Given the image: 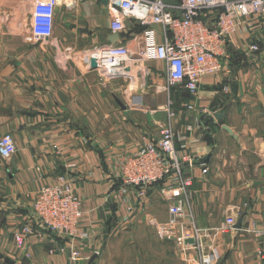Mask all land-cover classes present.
<instances>
[{
	"label": "crops",
	"instance_id": "obj_1",
	"mask_svg": "<svg viewBox=\"0 0 264 264\" xmlns=\"http://www.w3.org/2000/svg\"><path fill=\"white\" fill-rule=\"evenodd\" d=\"M30 5L0 0V138L11 135L17 149L10 159L0 158V264H119L112 260L110 240L120 235L119 248L128 242L125 234L135 243L160 241L156 255L166 256L165 264H198L190 245L166 238L172 202L161 194V185L142 207L134 192H118L119 182L104 164L111 154H135L144 135L158 139L168 99L164 65L146 64L142 92L140 71L133 82H102L83 59L111 34L105 5L100 0L58 5L48 41L34 39ZM67 34L76 35L75 42L89 39V45L78 48ZM225 54L224 71L204 78L196 98L183 90L170 93L173 109L183 113L174 126L182 136L179 143L207 168V174L199 165L186 168L196 226L215 229L226 217L237 222L226 235L210 230L207 248L216 251L219 264H261L256 233L264 229V17L248 19L231 35ZM183 103L194 110H182ZM59 176L76 180L83 212L79 226L89 235L88 242L79 243L77 260L71 259L75 246L28 219L40 187L56 184ZM149 218L160 223V231ZM25 223L32 232L18 250L13 235ZM180 226L188 228V219Z\"/></svg>",
	"mask_w": 264,
	"mask_h": 264
},
{
	"label": "built area",
	"instance_id": "obj_2",
	"mask_svg": "<svg viewBox=\"0 0 264 264\" xmlns=\"http://www.w3.org/2000/svg\"><path fill=\"white\" fill-rule=\"evenodd\" d=\"M26 1L31 4L28 17L34 39L48 41L53 34L56 7L64 4L65 8H72L79 0H69L68 4V0ZM105 1V12L110 20L109 31L118 34L120 42L94 47L84 57L83 63L91 70L93 62V70L102 82L117 78L133 82L134 72L143 73L149 62H160L164 65L163 78L168 99L163 109L165 121L158 139L144 135L141 137L142 146L135 154H111L104 159V164L119 182L118 192L122 195L134 192L142 207L147 203L153 187L161 185V194L172 202L168 209L166 223L170 230L166 238H173L183 246L190 245L198 264H219L216 251L207 248L206 237L211 231L226 235L237 222L232 217H226L217 228L201 230L193 221L189 190L192 177L187 174V169L199 165L202 174H207V168L201 159L179 143L182 136L174 122L183 113L173 109L170 93L183 90L191 98H196L204 78L220 77L227 66L225 50L229 37L245 28L248 19L264 17V0ZM135 28L142 31L135 33L132 30ZM131 44L135 47H129ZM250 49L258 51L257 46ZM146 76V72L138 76L140 92L147 87ZM180 108L194 110L188 103H183ZM188 128L190 130L191 127ZM16 151L11 135L0 138L2 160L10 159ZM75 183L73 178L59 176L56 184L41 186L28 219L32 226L75 246L71 259L77 260L79 243L88 242L89 235L79 226L83 212L81 200L75 193ZM133 209L129 206L128 212L132 213ZM183 219H188V228L180 226ZM147 223L160 231V223L155 218H149ZM177 228V235L174 236L172 231ZM31 232L32 227L25 223L14 233L13 242L18 250L24 249ZM256 235L260 239L257 257L264 264V229ZM190 239L193 243H186ZM94 255L98 253L94 252Z\"/></svg>",
	"mask_w": 264,
	"mask_h": 264
},
{
	"label": "rangeland",
	"instance_id": "obj_3",
	"mask_svg": "<svg viewBox=\"0 0 264 264\" xmlns=\"http://www.w3.org/2000/svg\"><path fill=\"white\" fill-rule=\"evenodd\" d=\"M69 35L71 37L69 39V42L74 43L76 39V35L67 34L66 36H69ZM75 43L78 48H84L85 45L86 46L89 45V39L84 38L80 40L79 38L78 40H76ZM126 233H130V230H127ZM118 236L120 235H117L112 240H110L111 242H114L112 245H110L111 257L113 261L119 264H150L152 262L153 264H158L156 262H159V264H165L166 256L164 258L160 254L156 255V251L159 252V248L161 244L160 241L158 240L146 241L144 238L142 241L135 243V240L132 239L130 235L125 234L124 239L125 241H128V242L122 244L118 248V245L116 244V238ZM170 264H173V262H171Z\"/></svg>",
	"mask_w": 264,
	"mask_h": 264
},
{
	"label": "water",
	"instance_id": "obj_4",
	"mask_svg": "<svg viewBox=\"0 0 264 264\" xmlns=\"http://www.w3.org/2000/svg\"><path fill=\"white\" fill-rule=\"evenodd\" d=\"M104 5H106V1L105 0H100ZM107 43L111 44V45H116L117 43L120 42V36L118 34H110L108 37H107ZM92 68L95 69V64L92 62ZM240 225L237 224V228L239 227ZM188 244H192L193 243V240H187Z\"/></svg>",
	"mask_w": 264,
	"mask_h": 264
},
{
	"label": "trees",
	"instance_id": "obj_5",
	"mask_svg": "<svg viewBox=\"0 0 264 264\" xmlns=\"http://www.w3.org/2000/svg\"><path fill=\"white\" fill-rule=\"evenodd\" d=\"M133 30V32H135V33H140L142 30L141 29H139V28H135V29H132Z\"/></svg>",
	"mask_w": 264,
	"mask_h": 264
}]
</instances>
